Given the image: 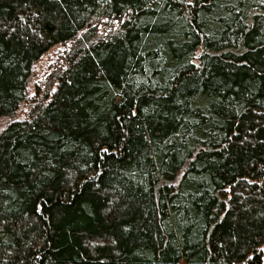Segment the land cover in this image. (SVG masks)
Returning a JSON list of instances; mask_svg holds the SVG:
<instances>
[{
	"label": "trees",
	"instance_id": "obj_1",
	"mask_svg": "<svg viewBox=\"0 0 264 264\" xmlns=\"http://www.w3.org/2000/svg\"><path fill=\"white\" fill-rule=\"evenodd\" d=\"M68 46L0 132V257L264 264V3L0 0V119L26 102L33 66ZM132 107L118 155L99 160ZM97 165L100 187L77 188ZM46 171L47 220L33 210Z\"/></svg>",
	"mask_w": 264,
	"mask_h": 264
},
{
	"label": "snow or ice",
	"instance_id": "obj_2",
	"mask_svg": "<svg viewBox=\"0 0 264 264\" xmlns=\"http://www.w3.org/2000/svg\"><path fill=\"white\" fill-rule=\"evenodd\" d=\"M182 3H185L187 5H191V6H195L196 5V0H181ZM261 3H264V0H260ZM21 19H23L21 17ZM199 56V53L197 54V57ZM191 63H193L195 65L196 68H199L200 65L196 63L195 60H192ZM245 63H247L245 61ZM117 95H119V93H117ZM177 103H182V101L177 100ZM142 112H147L148 109L144 108L141 110ZM140 113L135 109V107H132L128 110L127 114L125 115H120V114H116L114 115V128L112 130V133L115 137H118L119 140L116 141V143H113L111 140H106V141H101L99 143L96 144V156L99 160L103 161L105 157H112V158H116V156L118 155L119 151H120V147L118 146L120 144V141L127 139L129 136V128L128 126L125 124V121H132V118H139ZM107 135V134H105ZM145 139H147V137H145ZM225 147H227V145H225ZM44 164L51 166V168H55L56 165L52 164L51 160H45ZM72 166L69 165V168H71ZM88 167H90L89 165H81L80 168L81 169H87ZM33 172H36V168L32 169ZM104 174L103 169L100 168L99 165H97V168L94 170V175H92L91 177H88L85 175V177L77 184V188H82V186L84 184H88L89 182H92V185L95 188H99L100 184L98 183L99 177L102 176ZM51 176V172L50 171H46L42 173V179L40 182L37 183L36 187V193H35V199L33 201V210L35 213L40 214V216L43 217V219L47 220L48 217L43 215L44 212V208L46 205H48V200L44 199V197L46 195H48L47 189H52L53 192L55 190V184L54 181H52L51 179L44 181L43 178L44 177H50ZM249 183H252V181H248ZM31 191V189L29 190ZM75 191V190H73ZM59 195V194H57ZM66 204H71L72 201L71 200H66L65 201ZM4 223H7V221H3L0 222V227H2V225ZM233 240H236V237L233 236L232 237ZM221 248L224 247L223 244L220 245ZM256 252L258 253H264V247H260L259 249L256 250ZM9 256H11V254H8ZM257 255L255 253L251 254V255H245L244 258L241 260V264H248V261L256 259ZM262 259H264V257H261ZM0 264H7V261H5L2 257H0Z\"/></svg>",
	"mask_w": 264,
	"mask_h": 264
},
{
	"label": "rangeland",
	"instance_id": "obj_3",
	"mask_svg": "<svg viewBox=\"0 0 264 264\" xmlns=\"http://www.w3.org/2000/svg\"><path fill=\"white\" fill-rule=\"evenodd\" d=\"M114 26L116 27V25ZM98 29L99 31H103L104 25L101 24L98 26ZM68 48L69 46L57 47L50 50L33 66L32 74L28 83L27 100L20 106L14 116L0 119V132L11 122L23 119L27 116L30 107L34 105V101L37 99V88L46 80L52 71L53 66L61 59L62 55L65 54V51Z\"/></svg>",
	"mask_w": 264,
	"mask_h": 264
}]
</instances>
